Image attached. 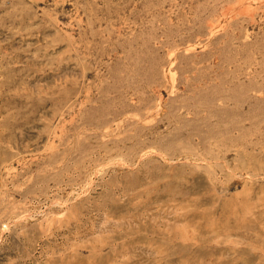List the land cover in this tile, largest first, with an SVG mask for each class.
Listing matches in <instances>:
<instances>
[{
	"label": "rangeland",
	"instance_id": "obj_1",
	"mask_svg": "<svg viewBox=\"0 0 264 264\" xmlns=\"http://www.w3.org/2000/svg\"><path fill=\"white\" fill-rule=\"evenodd\" d=\"M0 264H264V0H0Z\"/></svg>",
	"mask_w": 264,
	"mask_h": 264
}]
</instances>
